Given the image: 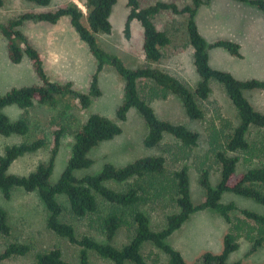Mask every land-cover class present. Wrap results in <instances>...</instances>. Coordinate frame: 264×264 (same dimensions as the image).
Instances as JSON below:
<instances>
[{"label": "trees", "instance_id": "trees-1", "mask_svg": "<svg viewBox=\"0 0 264 264\" xmlns=\"http://www.w3.org/2000/svg\"><path fill=\"white\" fill-rule=\"evenodd\" d=\"M26 1L39 8H46L52 3V0ZM117 1L86 0V13L78 3L70 1L54 9L28 10L6 21H0V32L7 40L9 60L13 64H19L27 57L38 78L37 83L14 86L5 93H0V135H26L30 131L26 117L12 120L4 113L3 109L7 106L15 105L28 110L36 104H61L64 109H70L72 101L78 100L86 109L91 106L94 98L102 94L99 73L105 64L114 67L124 79L125 97L116 111L115 119L101 113H92L78 129L72 131V154L64 172L55 183L50 182V177L62 138L70 131L67 126L55 130L49 160L39 164L28 175L10 173L9 169L18 158L46 147V138L39 137L30 142L7 145L0 156V191L4 197L9 199L12 190L17 187L27 192L37 191L48 211V228L59 237L80 247L77 263L66 259L62 248L57 246L38 252L32 264H91L90 251L109 259L113 264H149L142 252L143 246L148 242L166 253L170 264H243L239 260L230 261L229 258L240 248L239 239L244 232L253 242L252 251L264 245V214L240 208L233 201L225 203L222 198L226 192H232L264 205V191L258 187V184H264V163L243 172L238 170L242 155H253L255 152L256 147L248 138L251 128H264V111L256 109L245 91L264 90V78L239 79L231 72L211 65L208 48H222L232 56L242 57L239 42L217 39L209 43L201 33L196 16L199 8L209 4L211 0H192L191 4L184 6H180L176 1L157 0L155 3L142 5V0H127L129 13L125 23V36L130 39L131 23L135 19L138 20L144 31L143 52L149 62L161 61L163 48L171 43L169 34L158 28L155 17L163 11L187 15L188 40L194 50V65L200 76L195 89L158 66L148 63L140 67L128 66L121 57L103 48L96 37L97 33H112L111 15ZM235 1L250 3L264 12V0ZM4 4L5 0H0V8ZM64 19L69 20L79 39L88 45L90 52L98 60L88 92L78 90L73 80H52L45 67L46 55L20 30V26L26 22L57 25ZM211 80L218 81L226 89L238 112L239 123L225 136L223 143L218 137L212 140L213 153L221 165V178L213 185L209 169L201 167L199 182L206 192L201 203L196 204L192 199L188 167L183 166L168 173L167 159L162 154L142 156L124 166L106 163L98 173L83 177L76 175L77 170L93 165L94 160L89 157L93 148L122 133L123 128L119 122L127 119L132 108L139 112L146 123L144 144L147 147L158 146L167 134L184 146H196L199 132L184 123L159 117L142 92L147 91L151 98L174 94L181 99L188 117L200 120L205 114L199 101L209 98L212 92ZM111 181L128 184L125 189L118 190L109 185ZM169 186L174 191V201L179 210L167 215L165 227L154 229L150 216L142 209V205L151 200L153 191L157 197ZM60 195L67 198L70 213L78 220L99 211V197L106 202L108 211L98 218L99 229L106 240L99 241L89 234L80 236L72 222L63 220L65 206L58 198ZM205 209L219 212L229 224V230L224 235L223 249L220 252L207 251L200 256L198 263H190L181 250L168 242V238L180 229L193 213ZM236 210L242 213L243 218L232 215ZM128 217L134 224V233L128 243L118 247L113 241L119 229L129 223ZM11 231L8 212L0 205V234L9 236ZM254 231L257 234L254 235ZM30 251L31 246L28 243L11 242L3 252L0 251V263L5 259L25 256Z\"/></svg>", "mask_w": 264, "mask_h": 264}, {"label": "rangeland", "instance_id": "rangeland-1", "mask_svg": "<svg viewBox=\"0 0 264 264\" xmlns=\"http://www.w3.org/2000/svg\"><path fill=\"white\" fill-rule=\"evenodd\" d=\"M70 1L79 4L86 13V0H52L50 6L39 8L26 0H5L0 8V21L14 17L28 10H50ZM157 0H142V5L155 3ZM176 1L180 6L191 4L192 0H162ZM129 13L127 0H118L114 6L111 21L112 33H97L99 44L110 53L121 57L130 67H140L145 64L158 66L182 79L189 87L195 89L200 76L194 65L193 48L187 34V15H176L163 11L155 17L158 28L165 30L171 37V43L163 48V58L159 62L147 61L143 52L144 31L138 20L131 23V37L127 39L124 33L126 19ZM201 33L210 43L217 39H230L241 45L242 57L230 55L222 48H208L210 63L213 67L231 72L239 79L264 78V12L250 3L235 0H211L202 5L196 16ZM30 42L46 55L45 67L52 80H73L78 90L88 92L91 80L96 73L98 60L92 55L88 45L79 39L68 19L52 26L43 22H26L20 26ZM38 78L27 57L19 64H13L8 57L7 40L0 32V93H5L14 86H25L37 83ZM212 92L208 99L199 101L204 111V118L192 120L188 117L181 99L168 94L167 97L151 98L147 91L142 92L154 107L159 117L176 123H184L200 134L198 144L193 147L184 146L173 136L165 135L163 141L155 147H147L144 137L147 132L146 123L139 112L132 108L127 119L119 122L123 128L120 135L112 140L104 141L93 148L89 157L94 163L89 168L77 170L78 177L95 174L102 170L106 163L124 166L135 159L162 154L166 157L168 173L173 169L187 166L190 174V189L194 203L205 199V189L200 185L201 167L210 171L211 181L216 185L221 178V165L213 153V138L218 137L224 142L225 136L232 132L239 123L238 112L231 102L224 86L216 80H211ZM101 96L94 98L89 108H83L78 100L72 101L70 109L59 105L36 104L28 110L15 105L3 109L12 120L23 117L28 119L30 131L26 135H0V156L7 145L24 141H33L44 137L48 145L37 152L28 153L18 158L11 165L9 172L18 175H28L36 167L50 158L54 145V132L67 126L70 128L62 138L59 152L55 159L50 182L55 183L64 172L72 154L74 136L72 131L78 129L92 113H101L115 119L116 111L125 97L124 79L111 65L105 64L99 73ZM256 109L264 111V90L245 91ZM250 142L256 147L253 155H242L239 162V172L264 163V128L252 127L249 134ZM128 182H109L115 189L123 190ZM264 191V184H258ZM142 209L151 219L154 229H162L166 225L168 214L179 210L174 201V191L166 187L157 197L154 196ZM65 206L63 220L72 222L80 236L89 234L99 241H105V235L99 229V219L108 211V204L99 197L100 209L87 218L78 220L70 213L68 200L58 196ZM222 201L235 202L240 208L255 210L264 214V205L253 199L226 192ZM0 205L7 210L12 227L11 235L0 234V251L3 252L11 242H24L31 246V251L22 257L3 260L0 264H32L36 254L52 247H61L64 257L77 263L80 247L71 244L67 239L59 237L47 226L48 211L37 191L27 192L22 188H14L11 197L6 199L0 191ZM234 217L243 218L239 210L233 211ZM123 225L113 243L122 247L128 243L134 233V224ZM229 230V224L219 212L205 209L193 213L183 226L176 230L168 242L181 250L186 260L198 263L200 256L212 251L218 253L223 249V238ZM254 235L257 234L255 231ZM240 248L231 254L230 261L239 260L243 264H264V245L252 251L253 242L244 232L239 239ZM142 252L149 264H170L169 257L153 243H146ZM91 264H113L90 251Z\"/></svg>", "mask_w": 264, "mask_h": 264}, {"label": "crops", "instance_id": "crops-1", "mask_svg": "<svg viewBox=\"0 0 264 264\" xmlns=\"http://www.w3.org/2000/svg\"><path fill=\"white\" fill-rule=\"evenodd\" d=\"M58 25V24H57ZM52 26H55V25H52Z\"/></svg>", "mask_w": 264, "mask_h": 264}]
</instances>
